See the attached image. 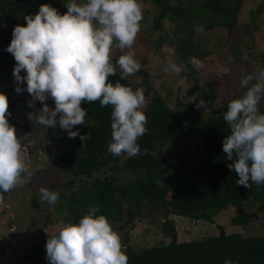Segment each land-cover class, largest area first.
Listing matches in <instances>:
<instances>
[{"label": "trees", "instance_id": "trees-1", "mask_svg": "<svg viewBox=\"0 0 264 264\" xmlns=\"http://www.w3.org/2000/svg\"><path fill=\"white\" fill-rule=\"evenodd\" d=\"M242 1L152 0L157 8L152 25L159 34L158 42L174 46L175 55L184 64L186 76L195 91L199 90L198 75L188 57L199 59L203 56L194 38L196 30L204 25L206 31L220 26L232 32ZM43 3L45 0L0 2V20L9 25L0 53V75H12L15 60L4 49L10 43L17 20H21L19 25L24 26L23 17L35 14ZM48 4L61 14L67 11L60 1L53 0ZM34 7L38 9L34 10ZM262 14L264 4L252 13V22ZM166 19L176 25L170 36L162 29V22ZM119 77L117 72V76H111L109 80L114 83ZM121 83L130 86L125 79ZM204 94L206 92L201 89L199 96ZM182 106L191 111L193 123L186 122L184 112L170 109L161 97L153 98L145 112L149 132L137 141L139 154L114 157L107 151L111 140L112 107L101 108L99 101L82 102L81 107L88 113L85 125L74 126L73 130H78L81 135L90 134L91 139L83 142L86 146L82 147L79 137H52L57 148L69 140L61 164L63 172L87 181L61 197V208L67 211L63 220L78 223L90 206H98L100 211L97 214L105 215L114 229V225L121 228L120 224L132 223L143 214L162 209L166 219L163 232L170 242L140 253L130 246L125 247L124 242L128 264H224L226 259H231L234 264H264V236L246 238L240 234H226L222 227H218L216 236L177 242L174 222L168 220L170 215L212 223V213L233 206L236 215L231 218V225L245 227L248 224L246 207L251 204L264 208V185L253 184L251 189L237 185L238 175L228 168L232 161L223 154L222 142L230 134V128L223 119L224 113L217 115L210 109L206 120L197 121L193 113L196 108L190 104ZM258 107L264 112V101ZM54 128L60 129L58 125ZM166 147L173 150L169 157L163 158L161 151ZM100 171L109 176V181H105L106 177H96ZM6 194L0 192V197ZM51 223L53 220L48 216L47 226ZM45 244L46 241L39 250L32 248L25 263L42 260L43 264H48L46 255L42 259L39 257L42 252L46 253ZM31 252L36 253L35 257Z\"/></svg>", "mask_w": 264, "mask_h": 264}, {"label": "clouds", "instance_id": "clouds-1", "mask_svg": "<svg viewBox=\"0 0 264 264\" xmlns=\"http://www.w3.org/2000/svg\"><path fill=\"white\" fill-rule=\"evenodd\" d=\"M66 12L61 14L51 4H41L35 14L23 17L26 24L15 25L11 40L4 49L15 64L12 76L14 90L26 91L41 107L27 113L28 119L43 129L57 125L70 139L90 140L89 133L81 135L74 126L85 125L87 109L82 102L99 101L100 107L111 106V140L107 151L114 157L125 154L137 156L138 138L149 132L148 118L143 111L148 103L143 88L135 90L121 83L129 76H137L142 68L135 59L133 45L143 20L139 0H67ZM198 31H203L200 26ZM115 46L122 54L113 60ZM126 50V51H125ZM175 55L173 48H167ZM188 61L196 69L203 62L195 56ZM120 77L114 83L109 77ZM25 73L21 75V71ZM165 72L179 74L181 68L171 60ZM141 77H138L137 83ZM26 83V87L21 85ZM244 91L227 104L223 119L230 128L222 142V151L228 168L239 179L236 184L251 189L264 185V112L259 109L264 99V67L240 79ZM51 99L54 107L46 101ZM197 108L205 107L200 100ZM8 98L0 92V192L10 193L23 186L32 176L26 165L21 139L7 117ZM40 200L48 205L58 201L59 193L45 187L39 189ZM98 206H90L78 223L60 219L55 231L45 244L48 264H128L120 235L113 230L108 219L99 213ZM47 228V227H46ZM224 264H234L226 259Z\"/></svg>", "mask_w": 264, "mask_h": 264}, {"label": "rangeland", "instance_id": "rangeland-1", "mask_svg": "<svg viewBox=\"0 0 264 264\" xmlns=\"http://www.w3.org/2000/svg\"><path fill=\"white\" fill-rule=\"evenodd\" d=\"M60 2L64 5L67 0H60ZM139 3L142 6L143 20L140 22L141 29L133 49L136 53L135 59L141 63L142 68L136 73L137 76H129L125 80L134 90L137 87L144 89L148 101L143 109L144 112L148 110L153 98L159 96L170 109L184 112V114L188 112L185 117L183 115L186 122H191V111L182 105L189 104L196 108L193 113L197 121L206 120L210 109L217 115L224 113L228 102L242 94L244 90L240 88L239 82L243 76L252 73L257 67H264V14L256 16L255 22H252V13L264 4V0H243L232 32L218 26L211 31H206L204 25H201L203 31L196 30L194 38L198 43L199 52L203 55L199 57L203 62V68H194L198 75V91H195L194 85L188 80L184 64L178 60L176 55H170L167 51V48L174 49V46L158 42L159 34L152 25L153 18L157 15V8L152 0H139ZM162 29L167 36H170L176 30V25L166 19L162 22ZM1 33L0 39L4 35L3 31ZM120 54L122 53L113 46V60ZM169 60L181 68L179 74L164 71ZM117 72L120 74L119 69ZM138 77L142 78L139 83H137ZM201 89L206 92L203 97L199 96ZM200 100L205 101V107H196ZM261 101L263 102L264 99ZM55 136L68 137L63 130H58ZM49 142V146L52 147L53 140ZM68 143L69 140L65 141L63 148L56 154L57 156L62 155L64 146ZM172 150V147H166L163 152L161 151L162 157H169ZM24 159L26 162L25 156ZM50 177L56 178L57 182L65 180L60 169L47 176V180ZM42 183L36 181L34 186H40L39 189L47 188L45 181ZM57 206L47 209L53 223L45 230L46 240L54 233L57 222L67 216L66 209ZM245 214L248 218V224L245 227L231 225V218L236 215L233 206L212 213V223L175 215H170L168 220L174 222L178 243L216 236L219 233L218 227H222L226 234H240L246 238L264 236V208L249 204ZM11 221L12 210L7 204L6 196L3 195L0 197V263L4 260L5 251L10 247L14 237ZM165 221L164 211L158 209L135 218L132 223L120 224L121 228H116L114 225L113 230L120 235L122 244L126 243L125 245L132 247L136 253H140L147 248L166 245L170 242V238L163 232ZM35 255V252H31V256L35 257ZM45 255L46 253L42 252L39 257L42 259ZM24 264H43V262L41 260Z\"/></svg>", "mask_w": 264, "mask_h": 264}, {"label": "water", "instance_id": "water-1", "mask_svg": "<svg viewBox=\"0 0 264 264\" xmlns=\"http://www.w3.org/2000/svg\"><path fill=\"white\" fill-rule=\"evenodd\" d=\"M7 98H13L11 95H6ZM9 123L15 127L16 135L21 139L22 145L29 146V152L26 160L32 172L28 182L23 186H17L6 195V201L12 210V228L14 237L10 247L5 251L6 256L0 264H24L27 253L32 248L38 250L43 247V242L46 239L45 230L47 227L46 215L44 209L51 205L47 202L41 204L40 210L32 206L33 199L36 198L33 191L30 189V183L36 177L39 171L48 172L52 166L41 161L40 158V143L39 139H34L33 131L29 134L23 132L22 129L14 125L10 118L7 117ZM36 126V123L30 122ZM193 123V118L191 122ZM105 181H109L108 178ZM73 190V187L67 186L56 191L59 193V198L67 192Z\"/></svg>", "mask_w": 264, "mask_h": 264}, {"label": "flooded vegetation", "instance_id": "flooded-vegetation-1", "mask_svg": "<svg viewBox=\"0 0 264 264\" xmlns=\"http://www.w3.org/2000/svg\"><path fill=\"white\" fill-rule=\"evenodd\" d=\"M1 1L2 0H0V2ZM51 1H53V0H45V3H43V4H48ZM57 1H60V0H57ZM46 2H48V3H46ZM36 9H38V7H34V10H36ZM17 23L20 24V23H22V21L17 20ZM218 27H220V26H218ZM4 28H5V30H4ZM8 28H9L8 23L0 20V33H1V31L4 32V35L0 39V53L3 52V47L5 45L4 39L6 38V32H7ZM24 74L25 73L22 70L21 75L23 76ZM4 86H5V88H3ZM14 87H15V81H14V78L12 75L11 76L0 75V92H2L5 95L13 96V98H8V103H9V109L8 110H9V112H11V116H9L10 121L14 125L19 127L20 129H22L23 132H25L27 134H29L33 131L34 139L35 140L39 139L41 141V143H40L41 161L47 165L52 166L51 170L48 172L39 171L38 174L36 175V177L30 183V189L33 191V193L36 196V198L33 199V201H32V206L35 209L40 210L41 204L43 202L39 198L40 197V192H39L40 186H38V187L34 186L36 181H39L41 184H43L42 182L45 181V183L47 184L46 187L48 188V190L54 191V192L62 189L63 187H67V186L73 187V190H74L75 188H78L80 185L87 183V181L82 180V178H75L73 175H70L69 173L63 172V170L61 169V164L63 163L65 153L63 151L61 156L56 155L58 153V151L61 148H63V146L59 147V148H57L54 145L52 147L49 146L50 145L49 141L52 140V137L55 136L57 134V131L61 130V129H57V128L55 129L53 127L49 130V128L43 129L37 124H36V126L31 124L30 122L34 123V121L28 119L27 113L30 111L38 110L42 105L39 101H34L35 107L34 108H28L27 107V101L32 100V97L29 94H27L25 91L18 94L14 90ZM21 87L24 88V84H22ZM46 103L50 107L51 106L54 107V103L51 99H48L46 101ZM187 113L188 112H185L186 115H187ZM50 148L52 150H50ZM64 150H65V146H64ZM22 152H23V155L25 157H27V154L29 152V146H27V145L24 146V148L22 149ZM25 163H26V165H29L27 160ZM58 169H60V173H61L62 177H65V180L64 181L59 180V182H57L56 178H51V177L49 180H47V176H50V174L56 172ZM43 176H45V177H43ZM96 177H100V178L106 177L109 179V176H105L103 171H100ZM44 178L46 180H43ZM73 190H71L69 192H72ZM69 192H67V193H69ZM66 194H64V195H66ZM64 195H62V196H64ZM61 197L58 198V201L56 202V204L51 205L48 208L53 207V206L56 207L58 204H61V202H60ZM57 207L61 208V206H57ZM48 208L44 209V213L46 215V220H47V217L49 216L48 211H47ZM125 247H127V245H125Z\"/></svg>", "mask_w": 264, "mask_h": 264}]
</instances>
